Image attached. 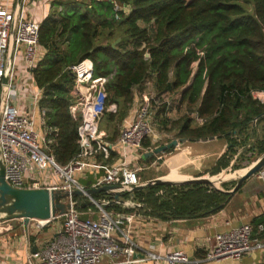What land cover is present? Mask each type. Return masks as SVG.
Returning a JSON list of instances; mask_svg holds the SVG:
<instances>
[{"label": "trees", "instance_id": "16d2710c", "mask_svg": "<svg viewBox=\"0 0 264 264\" xmlns=\"http://www.w3.org/2000/svg\"><path fill=\"white\" fill-rule=\"evenodd\" d=\"M39 42L44 53L33 71L34 84L43 91L46 150L60 164L73 160L80 148L81 119L71 112L76 81L72 66L86 59L93 63V78H108L100 119L110 126L108 141L117 140L136 88L153 79L152 110L162 132L175 131L176 137L189 141L210 136L226 141L211 174L230 165L242 168L244 161L252 162L264 152V102L255 96L264 91V0H52ZM167 94L180 95L177 107L186 108L178 118L168 115L171 103L162 98ZM113 104L115 110H109ZM152 140L145 137L141 151L155 147ZM155 158L141 156L146 162ZM120 159L113 149L108 158L98 157L105 165ZM101 195L107 196L98 192L94 197ZM133 197L143 203L140 209L118 203L105 209L138 211L160 220L195 219L221 210L232 195L188 183L148 185L135 190ZM88 208L98 210L95 204L80 207Z\"/></svg>", "mask_w": 264, "mask_h": 264}, {"label": "built area", "instance_id": "2783aa9c", "mask_svg": "<svg viewBox=\"0 0 264 264\" xmlns=\"http://www.w3.org/2000/svg\"><path fill=\"white\" fill-rule=\"evenodd\" d=\"M29 2L0 0V146L7 182L16 187L83 190L85 187L78 180V174L88 168L104 169L105 174L93 187L114 184L124 192L129 191L141 183V168L132 167L133 160H128L129 151L141 150L145 137H159L152 123V105L156 97L150 95L133 105L132 119L125 120L117 140L112 143L100 128L108 78H93V63L89 59L72 66L76 81L72 89L75 99L71 112L81 119L78 129L80 148L73 160L60 164L46 150V132L36 127V112L43 126L46 110L40 107L43 91L34 84L33 71L44 52L39 42L41 20L30 16ZM6 76L8 81L4 80ZM255 96L264 102V91L255 92ZM24 99H30L35 113L26 112ZM115 108V104L111 105L112 110ZM196 120L204 122L198 115ZM112 149L121 153L122 161L113 165L98 161L99 156L108 158ZM70 200L72 208L65 215L56 217L64 218L62 230L43 246L38 259L29 264H138L146 260L136 257L139 246L130 233L135 213L115 215L106 211L99 202L95 204L97 211L92 208L82 211L80 200L75 197ZM108 200L109 197L96 199L100 202ZM48 221L36 219L34 226L42 228ZM252 231L251 223H243L217 233L214 244L207 249L202 260L238 261L255 250L263 249L264 241L253 238ZM147 258L166 264H189L193 261L182 249L162 256L148 252ZM104 259L108 260L107 263L103 262Z\"/></svg>", "mask_w": 264, "mask_h": 264}, {"label": "crops", "instance_id": "0c3cea01", "mask_svg": "<svg viewBox=\"0 0 264 264\" xmlns=\"http://www.w3.org/2000/svg\"><path fill=\"white\" fill-rule=\"evenodd\" d=\"M51 1L30 0L27 8L30 16L42 22L49 14ZM148 87L152 92L146 91ZM134 95V104L143 101L144 98L150 95L156 96L153 79H148L143 85L136 88ZM169 95H163L162 97L171 103V109L168 115L172 119L178 118L185 113L184 109L186 108L177 107L180 95H178L177 99L173 100L168 99ZM23 106L29 114L36 112V110L33 112L30 99H24ZM38 117L39 115L36 112V119ZM132 117L133 113H130L128 121ZM152 123L155 132H160L161 130L157 126V120L154 115L152 117ZM40 129L43 133L46 132L42 125ZM172 132L175 133V131ZM159 137L152 140L155 146L161 144ZM218 145H220L219 150L223 153L227 147V143L224 139L217 136L215 139L209 141H202L200 139L196 141L188 140L174 147L175 149L173 148V150L168 152V155L162 161H159L161 154H157L156 158L151 162L140 160L141 157H139V154L142 156L141 153L146 152V150L135 151L131 149L128 154V160H140L143 164H146L144 165L146 167L140 169V171H143L142 174L139 173L141 183L155 178L165 179L168 176L184 178L201 177L205 173L202 168L205 166L204 161L209 156V151L217 153L218 151L215 147H218ZM119 154L121 156V153ZM235 157H237V154ZM120 161H122V157ZM233 163L234 160L231 164ZM151 167L154 168V172L150 173V175L145 174V169H151ZM207 172L210 171L207 170ZM243 172L245 170L240 171V175ZM104 174V169L88 168L82 174H78V180L85 188H91ZM216 177H220V175ZM246 182L249 185L243 188ZM222 189L226 190L225 188ZM105 197L108 198V196L103 195L98 199L94 198L102 200ZM124 199L135 200L133 195L129 197L124 196ZM135 201L139 202L137 200ZM110 212L115 215L119 214L116 211ZM127 213H135V217L131 222L130 233L131 237L139 246L136 257L146 258L145 261L138 264H166L164 261L148 259V252L162 256L177 249L184 250L193 260L189 264H221L220 262L202 260L201 257L214 244L217 233L227 231L243 223H251L253 226L252 237L264 241V219L255 223L256 220L264 217V168L252 176V178H247L243 182L241 189L232 195L224 208L205 217L160 220L148 217L138 211ZM34 220L36 219H32L30 222L28 231H26L22 219L0 222V264H29L31 261H36L38 259V253L43 246L56 237L62 230L64 218L50 219L45 226L39 229L34 226ZM107 261V259L103 260L104 263H107ZM241 262H243L242 264H264V248L245 255L241 259Z\"/></svg>", "mask_w": 264, "mask_h": 264}, {"label": "water", "instance_id": "95a60500", "mask_svg": "<svg viewBox=\"0 0 264 264\" xmlns=\"http://www.w3.org/2000/svg\"><path fill=\"white\" fill-rule=\"evenodd\" d=\"M120 40V37L117 38L112 43V46L116 47ZM146 56L149 57L150 54L147 52ZM4 80L8 81L7 76L4 78ZM215 138L216 136H210L208 138H201L200 140L209 141ZM187 141L188 138L185 137L174 138L168 143L158 145L152 150L144 152L142 154V158L146 159L153 155L160 154ZM263 168L264 152L253 164L245 169V172L240 175V178L237 180L235 186L228 190H224L218 185V183L223 182V178L216 179L208 176H201L184 178L180 180L155 178L133 186L127 192H129L130 195H133L135 190L148 185L202 183L233 195L239 190L247 178L259 173ZM5 174V162L0 146V222L22 219L26 231H28L32 219L50 220L56 218L57 216L65 215L73 206L70 198L75 196L82 197L79 203L81 208H85L92 204H97L98 202L103 204L104 208L115 203L121 204L127 208L135 207L140 209L143 206V203L136 202L133 199H124V196L127 192L120 190V186L114 184L85 188L83 190L78 188L71 190L66 188L52 189L45 186L16 187L7 182ZM98 192H105L108 195L109 200L107 202L96 201L93 195ZM75 205H77V203H75Z\"/></svg>", "mask_w": 264, "mask_h": 264}, {"label": "rangeland", "instance_id": "374dc122", "mask_svg": "<svg viewBox=\"0 0 264 264\" xmlns=\"http://www.w3.org/2000/svg\"><path fill=\"white\" fill-rule=\"evenodd\" d=\"M147 92H152V90L148 87L147 88V90H146ZM177 97H178V94H170L169 95V100H173V99H177ZM111 109V106L109 107V110ZM186 109H184V111H185ZM37 121H36V127H37V129L40 131L41 129H40V127H41V124H40V118L38 117L37 119H36ZM122 127H123V125H121V129H120V132H121V130H122ZM100 128L101 129H103L106 133H110L111 132V129H110V126H107L106 125V120L105 119H102V121H101V124H100ZM157 135L158 136H160L159 137V141L161 142V144H165V143H168V142H170L171 140H173L174 138H180V137H176L175 136V133L174 132H169V133H164V132H162V131H160V132H158L157 131ZM159 142V143H160ZM161 144H159V145H161ZM158 146V145H157ZM211 146H213V145H211ZM214 147V146H213ZM222 147V146H221ZM216 149H217V153H213V152H211V151H209V156L205 159V161H204V163H205V166L202 168V170L205 172L203 175L204 176H210L211 178H213V177H215L216 178V176L217 175H220V178H223L224 180H223V182H225V183H227L228 184V186L229 187H232V186H235V184L237 183V180L240 178V171H242V170H245V169H247L251 164H253L258 158H256V160H254L255 159V157H253L252 159H253V161L252 162H247V160L246 161H244V164H243V167L242 168H238V169H233L232 168V166H229V167H227V168H225V169H223L221 172H219L218 174H211V172H207V170H209V171H211V168L214 166V164L217 162V159H218V157L220 156V154L222 153L221 152V150H219L220 149V145H218V147H215ZM227 148V147H226ZM175 149V148H174ZM226 150V149H225ZM225 152V151H224ZM223 152V153H224ZM222 153V154H223ZM161 154V159H159V161H162L163 160V158H165V156H167L168 155V152H162V153H160ZM238 155V154H237ZM208 159V160H207ZM140 160H141V158H140ZM140 160H133V162H132V167H134V166H137V167H140L141 169H142V167H146V166H144V165H146V164H143V162H141ZM146 171H145V174H149L150 175V173H152V172H154L153 170H154V168H152L151 167V169L150 168H146L145 169ZM201 170V171H202ZM142 172L143 171H140V173L142 174ZM226 174V176L225 177H223L224 175ZM216 175V176H215ZM254 176V175H253ZM167 178H181V177H178V176H168ZM250 178V177H249ZM251 178H252V176H251ZM223 182H220V183H218V185L220 186V187H222V188H224V186H223ZM249 185V183L248 182H246V183H244V187L243 188H246L247 186ZM226 189V188H225ZM231 189V188H230ZM237 262H238V264H242L243 262H241V260H238V261H233V260H231V259H229V260H224V261H221L220 263L222 264V263H224V264H237Z\"/></svg>", "mask_w": 264, "mask_h": 264}, {"label": "bare ground", "instance_id": "6f19581e", "mask_svg": "<svg viewBox=\"0 0 264 264\" xmlns=\"http://www.w3.org/2000/svg\"><path fill=\"white\" fill-rule=\"evenodd\" d=\"M244 173V172H243ZM242 173V174H243ZM226 176V174L223 176V177H225ZM213 178H215V177H213ZM220 177H216V179H219ZM168 179H172V180H180V179H184V177H181V178H168ZM104 196V195H103Z\"/></svg>", "mask_w": 264, "mask_h": 264}]
</instances>
